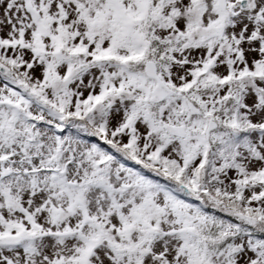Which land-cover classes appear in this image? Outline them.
Segmentation results:
<instances>
[{"label": "snow or ice", "instance_id": "1", "mask_svg": "<svg viewBox=\"0 0 264 264\" xmlns=\"http://www.w3.org/2000/svg\"><path fill=\"white\" fill-rule=\"evenodd\" d=\"M0 264H264V0H0Z\"/></svg>", "mask_w": 264, "mask_h": 264}]
</instances>
